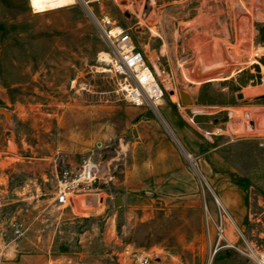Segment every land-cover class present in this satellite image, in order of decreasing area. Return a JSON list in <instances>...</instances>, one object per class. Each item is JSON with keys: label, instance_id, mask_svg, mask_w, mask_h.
<instances>
[{"label": "rangeland", "instance_id": "374dc122", "mask_svg": "<svg viewBox=\"0 0 264 264\" xmlns=\"http://www.w3.org/2000/svg\"><path fill=\"white\" fill-rule=\"evenodd\" d=\"M102 16L155 67L162 107L120 95ZM0 109V264H132L136 249L148 264H249L227 247L211 255L216 208L201 196L136 187L137 163L163 137L200 195H242L234 222L264 245V0H74L43 12L0 0ZM85 159L98 164L96 209L84 194L55 196L59 173Z\"/></svg>", "mask_w": 264, "mask_h": 264}, {"label": "built area", "instance_id": "2783aa9c", "mask_svg": "<svg viewBox=\"0 0 264 264\" xmlns=\"http://www.w3.org/2000/svg\"><path fill=\"white\" fill-rule=\"evenodd\" d=\"M30 8L36 12V9L31 5ZM99 26L104 38L114 47L116 53L113 62L112 59H109L111 67L108 70L123 75L117 83L122 98L132 106H157L166 89L157 80L155 67L146 63L143 52L135 48L127 31L115 20L108 16H102L99 20ZM261 139L259 145H264V137ZM98 170V164L91 159L83 160L80 165L73 169H63L56 182L55 196L57 201L65 203L72 193H93L95 190L94 183L98 178ZM211 196L216 208V215L210 218L216 235L211 255H214L219 248L227 247L245 257L249 264H264V245L246 238L217 196L213 193ZM262 226L261 234L264 236V217ZM227 229H229L231 237L227 236ZM14 232L17 233L18 230L15 229ZM149 258V254L142 249L131 252L132 264H148Z\"/></svg>", "mask_w": 264, "mask_h": 264}, {"label": "crops", "instance_id": "0c3cea01", "mask_svg": "<svg viewBox=\"0 0 264 264\" xmlns=\"http://www.w3.org/2000/svg\"><path fill=\"white\" fill-rule=\"evenodd\" d=\"M155 107H162L161 102ZM179 137L181 138V135H179ZM165 140L166 139H164V137L160 140L158 139L157 142L159 143H156L153 146V151L150 156L148 158H141L142 160L137 163L136 171H134L135 175L138 176L135 179L136 187H138L139 191L152 189L174 193H193V197H195L197 201L201 196V203L204 205L206 211L214 214L213 208L215 207V205L213 201L211 199L209 200V197H205L203 190V195H200L198 193L199 189L197 185L195 183H192L191 179L187 176L188 173H186L185 169L183 168L181 160L179 159V156L177 155L176 149L174 148L173 144ZM158 144L159 146L156 147V145ZM215 191L217 193V195H215L217 196L218 200L220 199L226 205V207L232 214L234 221L240 224L245 211V203L242 195H240L239 192L236 191V201L235 203H232V201L230 200L231 194L229 195V190L215 187ZM83 194L91 197L92 200L87 204L96 209L98 205L95 204L94 199L97 198L98 193ZM114 194L115 193H113V195ZM119 194L121 196L123 204V195L121 193ZM101 203L102 200L99 204ZM146 207L147 206H143L142 208Z\"/></svg>", "mask_w": 264, "mask_h": 264}, {"label": "water", "instance_id": "95a60500", "mask_svg": "<svg viewBox=\"0 0 264 264\" xmlns=\"http://www.w3.org/2000/svg\"><path fill=\"white\" fill-rule=\"evenodd\" d=\"M218 72H219V68H216V69H214V70H210V71H203V72H201V71L198 70L196 73H197L198 75L204 77V78H208V79H210V78L213 77L212 75H215V74H217ZM208 79H207V80H208ZM179 99H180V102H181L182 104H189V103L191 102V98H190V96H189L187 93L183 92V91H180V92H179ZM0 113H3V114H4L5 119H7L8 116H9V114H8L6 111H3V110H1V109H0ZM111 202H112V206H113L114 208H118V207H120V206L122 205V199H121L120 194H119V193H115V194L113 195V197H112Z\"/></svg>", "mask_w": 264, "mask_h": 264}, {"label": "bare ground", "instance_id": "6f19581e", "mask_svg": "<svg viewBox=\"0 0 264 264\" xmlns=\"http://www.w3.org/2000/svg\"><path fill=\"white\" fill-rule=\"evenodd\" d=\"M72 1L73 0H29V3L33 8L36 9V12H43L48 9H54L65 6L66 4L71 3ZM212 78H216V76H213ZM204 79L207 80L208 78Z\"/></svg>", "mask_w": 264, "mask_h": 264}]
</instances>
